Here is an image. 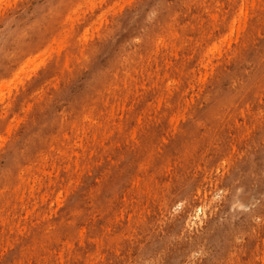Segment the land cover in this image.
<instances>
[{"label":"clouds","instance_id":"1","mask_svg":"<svg viewBox=\"0 0 264 264\" xmlns=\"http://www.w3.org/2000/svg\"><path fill=\"white\" fill-rule=\"evenodd\" d=\"M0 264H264V0H0Z\"/></svg>","mask_w":264,"mask_h":264}]
</instances>
